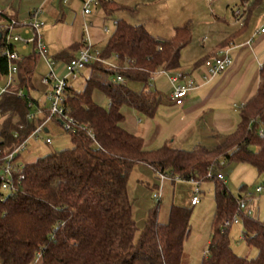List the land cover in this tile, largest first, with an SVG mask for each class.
Masks as SVG:
<instances>
[{"label":"trees","instance_id":"1","mask_svg":"<svg viewBox=\"0 0 264 264\" xmlns=\"http://www.w3.org/2000/svg\"><path fill=\"white\" fill-rule=\"evenodd\" d=\"M100 5L107 16L119 8L107 1ZM10 21L14 20L0 13L2 36ZM190 41L188 26L175 28L169 39H160L141 25L115 21L101 55L115 57V67L92 63L85 68L82 90L72 85L64 90V107L77 122L67 132L72 147L23 163L24 179L16 191L4 195L0 191V264H182L191 208L171 205L167 221L160 223V201H156L138 228L128 194V180L138 164L156 178L165 174L172 182L179 178L213 184L211 234L200 264H264V220L238 211L246 187L241 186L235 196L217 179L227 164H248L264 191V64L256 94L240 107L234 131L214 149L186 151L164 144L145 150L139 136L122 128L124 106L148 118L155 115L162 97L151 81L160 70L179 68L181 50ZM3 42L4 37L0 48ZM28 47L30 54L17 62L18 84L0 98L1 155L28 139L42 122L28 119L33 109L47 115L25 93L39 57L34 45ZM64 54L51 60L66 63L70 58ZM6 72L7 60L0 56V74ZM117 75L123 83L114 81ZM130 84H138L140 90L134 91ZM94 92L107 98L106 108L93 101ZM234 216L240 217L246 246L256 251L253 258L239 256L231 247L230 227L222 223Z\"/></svg>","mask_w":264,"mask_h":264},{"label":"crops","instance_id":"2","mask_svg":"<svg viewBox=\"0 0 264 264\" xmlns=\"http://www.w3.org/2000/svg\"><path fill=\"white\" fill-rule=\"evenodd\" d=\"M83 1L85 0H67L66 3H82ZM106 1L117 5L118 2H121L120 0ZM135 1L137 0H133V2ZM203 2L207 3V6L204 7L206 16L196 20L194 25L197 27V32L196 28L191 26V41L181 50L180 66L171 71L182 73L186 78L192 80L195 87L183 105L177 107L169 99L171 85L168 81L170 90L167 103L164 104L168 113V130L164 136L163 134L159 136L158 132L155 134L153 141L163 137L162 144L158 148L164 144H170L175 149L186 151L196 148L209 150L216 148L234 131L239 120L240 107L256 94L258 88L260 67L264 64V32H261L264 29V0H259L257 3H255L256 0H213L211 2L203 0ZM63 4L65 3L62 0H0V13L22 23L29 21L33 10L39 9L41 11L40 20L48 21L50 18L59 23L71 22L70 24L73 25L74 15L70 11L64 10ZM236 10L242 12V25L234 17ZM137 12H134L135 16L133 17L120 16L115 21L124 20L131 25H141L151 36L160 39H169L173 36L175 28L188 26L171 19L169 22L160 23L149 16L143 20L144 16L137 15ZM89 24L91 25V23ZM188 27L190 28V26ZM16 33L20 34L22 30L18 28ZM82 37L81 35L79 39L77 37L70 38L59 55L65 53L64 55L70 58V54L76 51ZM221 48L228 51L231 65L224 72L209 76L203 62L213 58L215 52ZM98 95L102 94L94 92L92 99L101 106L95 99ZM121 113L124 116L122 128L139 136L143 141L144 149L148 150L146 149L147 144L149 145L152 141L147 140L146 135H141L144 130H141L137 125V123H141L140 119L136 117L139 113L126 106L122 107ZM45 127L46 123L43 127L46 133ZM136 167L146 177L153 176L147 167L140 164ZM148 205L146 212L151 209L149 208L151 206ZM190 206L195 207L197 204ZM146 212L142 216V213L135 214L133 211L135 222L137 223V219H139L143 223ZM209 240L210 236L206 243L207 246ZM192 251L194 250L192 249ZM192 251L190 250V252ZM205 252L206 250L196 253L199 264ZM188 260L184 251L182 264H188Z\"/></svg>","mask_w":264,"mask_h":264},{"label":"rangeland","instance_id":"3","mask_svg":"<svg viewBox=\"0 0 264 264\" xmlns=\"http://www.w3.org/2000/svg\"><path fill=\"white\" fill-rule=\"evenodd\" d=\"M118 2V10L115 11L111 16H106L102 5L93 6L91 8L90 14L86 17V22L91 23L88 27V38L90 39L93 50L102 55L105 52L106 42L113 31V23L116 18L121 17H133L134 12L137 15L145 18L153 17L158 22L164 23L169 21H176L179 24H187L194 26L196 20L204 15L205 6L203 0H120ZM64 10L70 11L74 15L73 25L71 22L59 23L54 19H48V21L40 20L43 26L40 29V35L42 41L47 50V56L56 57L66 46L70 38L83 36V21H82V3L74 2L65 3L62 5ZM142 7V8H140ZM141 9V10H140ZM133 11V12H132ZM32 13V12H31ZM206 14V12H205ZM115 16V17H114ZM171 19V20H170ZM131 22V21H130ZM72 25V26H71ZM108 29V33L103 32V28ZM197 32V27H195ZM195 32V33H196ZM22 39L26 37L20 33ZM16 50L19 55L25 56L30 54V47L23 51L20 45L16 46ZM102 59H105L102 57ZM109 63H114V57L111 55L106 59ZM56 64V63H55ZM48 74V67L46 61L37 57L35 62V67L31 76L30 87L25 89V93L28 92L29 96L33 98L39 106L47 107L48 102L46 100V95L50 89L49 86H45L41 83L42 79ZM87 78V70L83 69L75 79H69L68 84L79 91L82 90ZM14 83L12 86L18 84L17 74L13 77ZM54 80L51 85L54 84ZM6 83V74H0V87H3ZM153 87L160 93L162 97V102L157 113L152 118H148L144 115H137L136 117L140 119L141 123L137 125L142 131L141 135L145 136L147 140L150 139L149 145L146 149L155 150L161 146L163 137L159 140H154L155 134L160 133L159 136H164L168 130V113L166 112V107L164 104L167 103L168 91L170 90V85L168 84V79L165 75L157 73L154 75L153 81H151ZM134 91H139L140 86L138 84H130ZM95 99L103 107L108 106V100L105 96L98 95ZM132 113L131 111H129ZM34 119L42 120L45 114L41 110L32 111ZM135 117V119H137ZM127 118H130L127 116ZM129 120V119H128ZM54 121H48L46 123L47 132L44 130L37 136H30L26 143L24 150L19 153L16 159L17 163H30L36 158H41L48 153L54 151H61L72 147L70 142V137L61 126L55 124ZM50 139V144L45 143V139ZM160 144H159V143ZM220 174L224 178L225 185L232 195H238L240 192V187L245 186L247 190L253 191L254 187L261 184L260 178L257 176L255 169L244 163H230L225 165L219 170ZM141 180V181H140ZM158 178L153 176H145L141 174L138 167H134L129 180H128V194L130 199L133 201V211L136 214L142 213V216L147 211V205L149 204L152 208L155 206L156 202L153 200V193L159 194V205H158V221L160 223H165L167 221L168 210L171 205H179L191 208V214L189 219L190 232L188 238L184 242L185 255L188 256V264H199L196 253L204 252L207 248V240L211 234V223L214 214V198H213V184L212 183H202L196 185L188 181H183L176 179L172 182L170 179H166L162 182L160 192L156 191L158 186ZM156 185V186H155ZM199 188L200 192L197 194L198 203L197 206H190V199L195 191V188ZM256 199L250 204L253 218L262 222L264 220V191L255 197ZM147 202V203H146ZM148 205V206H149ZM147 214V212H146ZM138 228L142 227V222L137 219ZM243 233L242 222L238 224H232L229 230V240L233 251L242 257L253 258L256 255V251L252 248H248L241 239ZM192 249L194 251H192ZM190 250L193 252H190Z\"/></svg>","mask_w":264,"mask_h":264},{"label":"built area","instance_id":"4","mask_svg":"<svg viewBox=\"0 0 264 264\" xmlns=\"http://www.w3.org/2000/svg\"><path fill=\"white\" fill-rule=\"evenodd\" d=\"M101 1L106 0H85L82 2L81 14L83 18V38L76 51L70 54V60L66 63L55 64L53 60L48 58L46 47L40 35V29L43 24L39 19L41 13L39 9L32 11L28 22L18 23L16 21H10L5 28V35L1 38L3 40L4 37V45L0 48V56H4L7 60V72L6 83L3 87H0V98L2 95L11 91L14 83L13 77L17 74V62L21 61L23 57L18 54L16 50L17 45H20L23 51L27 50L28 46L34 45L36 53L46 61L48 67V74L41 81L43 85L50 87L46 95L48 105L47 107H44L47 111V115H45L42 122L38 124L37 128L30 136H37L41 130H43L45 123L49 120H55L65 132L74 129L77 122H75V120L69 115L68 110L64 107V90L69 85L68 80L75 79L83 69L92 63L99 62L106 66L115 67V57L113 64L107 62L106 59H102L101 55L93 50V45L87 34L90 24L86 22V17L90 14L91 8L99 5ZM207 1L211 2L213 0ZM62 2L66 3L67 0H62ZM234 17L241 25L243 24V15L240 10L234 11ZM18 28L22 30L26 39H22L20 34L16 33ZM103 32L107 34L108 29L104 27ZM261 32H264V29H262ZM9 46L11 47V50H9ZM203 65L209 76H215L224 72L231 65L228 51L225 48L217 50L214 57L206 59L203 62ZM158 73L165 75L171 85L169 99L172 104L177 107L182 106L188 98L191 90L195 87L192 80L186 78L182 73H174L165 70H160ZM53 80L55 82L51 85ZM114 81L123 83L124 79L122 76L117 75L115 76ZM17 95L20 96L21 92H18ZM29 105L30 103L28 106ZM28 119L35 120L33 113L29 114ZM88 133L90 135V132ZM26 141L27 139L5 155H1L0 153V191L3 195L13 194L19 183L24 179V175L21 173L22 163H17L16 159L19 156V153L24 150ZM45 143L50 144V139L46 138ZM166 179H168V176L165 174H160L158 176L159 181L156 191L160 192L162 182ZM217 179L224 181L221 174L217 175ZM188 182L197 185L192 179ZM262 192L263 187L261 184L255 186L253 191L246 190L238 200V211L245 214L247 217L253 216L250 204L256 199L255 197ZM198 193L199 188L196 187L190 199V205L194 206L198 203ZM152 198L155 202L159 201V194L157 192L153 193ZM239 222L240 217L234 216L231 220L225 219L222 225L223 227H231L232 224L236 225ZM241 239L243 240L242 236Z\"/></svg>","mask_w":264,"mask_h":264},{"label":"water","instance_id":"5","mask_svg":"<svg viewBox=\"0 0 264 264\" xmlns=\"http://www.w3.org/2000/svg\"><path fill=\"white\" fill-rule=\"evenodd\" d=\"M1 37H2V35H1V33H0V41H1Z\"/></svg>","mask_w":264,"mask_h":264}]
</instances>
